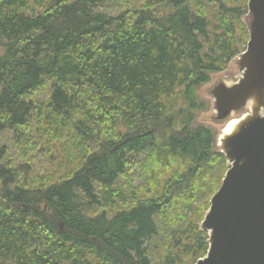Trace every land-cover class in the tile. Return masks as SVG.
<instances>
[{
  "label": "trees",
  "instance_id": "1",
  "mask_svg": "<svg viewBox=\"0 0 264 264\" xmlns=\"http://www.w3.org/2000/svg\"><path fill=\"white\" fill-rule=\"evenodd\" d=\"M246 14V0H0V132L19 137L17 158L0 145V264L206 255L199 225L228 167L198 92L244 51Z\"/></svg>",
  "mask_w": 264,
  "mask_h": 264
},
{
  "label": "water",
  "instance_id": "2",
  "mask_svg": "<svg viewBox=\"0 0 264 264\" xmlns=\"http://www.w3.org/2000/svg\"><path fill=\"white\" fill-rule=\"evenodd\" d=\"M246 9L248 41L233 59L241 76L207 88L228 169L199 225L208 248L194 264H264V0Z\"/></svg>",
  "mask_w": 264,
  "mask_h": 264
},
{
  "label": "rangeland",
  "instance_id": "3",
  "mask_svg": "<svg viewBox=\"0 0 264 264\" xmlns=\"http://www.w3.org/2000/svg\"><path fill=\"white\" fill-rule=\"evenodd\" d=\"M246 3H247V0H246ZM119 6H120V3H118V2L110 5V11L112 12L111 15L115 16L116 9ZM160 11H162V9H160ZM247 41H248V36H247ZM246 44H247V42H246ZM246 44H245V48H246ZM240 76H241V71L239 69H237V67L235 66V64L232 60L231 63L227 66V69H225V71L214 74L212 76L211 82L208 85L204 86L202 89H200L198 92L199 96H202V98L203 97L206 98L208 101H210V105H211L210 110L206 114H204L199 119V121L204 123L206 126H211V127H213V129H216L218 134L222 130L223 125H215L214 123H212L208 119V116L212 115V103H211V98L207 95V88L211 84L217 82L218 80H224L227 83L236 82ZM0 145L5 146L9 150L10 155H12L13 158H17L18 153H19V151H18L19 150V137L17 135H15V133H11L10 131H7V130L1 131L0 132ZM32 158H33L32 169H34L36 172L47 169L48 165L50 164L49 163V157L43 156L42 153L32 154ZM135 181H136L135 184H138L142 180L137 178Z\"/></svg>",
  "mask_w": 264,
  "mask_h": 264
}]
</instances>
